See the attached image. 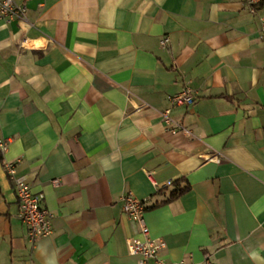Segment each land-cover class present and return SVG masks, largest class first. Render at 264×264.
I'll list each match as a JSON object with an SVG mask.
<instances>
[{"label":"crops","instance_id":"1","mask_svg":"<svg viewBox=\"0 0 264 264\" xmlns=\"http://www.w3.org/2000/svg\"><path fill=\"white\" fill-rule=\"evenodd\" d=\"M15 1L26 20L0 21V264H137L127 195L147 199L162 261L264 264V42L245 0ZM186 88L194 103L173 107ZM5 164L44 195L49 236L29 240Z\"/></svg>","mask_w":264,"mask_h":264},{"label":"built area","instance_id":"2","mask_svg":"<svg viewBox=\"0 0 264 264\" xmlns=\"http://www.w3.org/2000/svg\"><path fill=\"white\" fill-rule=\"evenodd\" d=\"M261 0H245V4L251 15L256 16L259 31L258 38L264 42V11L257 8ZM27 8L23 3H17L15 0H0V21L23 22L26 20ZM168 39L161 40V47H165ZM173 107H188L195 101L194 93L186 88L170 99ZM166 123H169L168 112L163 114ZM6 144L0 142V150L6 151ZM7 175L13 183L15 196L18 203L19 218L27 228L29 240L47 237L51 234L50 215L44 207V195L34 193L29 183L22 178L15 176V167L13 164H5ZM53 186L59 185L58 180L52 181ZM171 183H167L170 186ZM147 199H137L132 195H127L123 199V213L126 217L139 224V237L127 241L128 254L137 259V264H193L184 260L176 263H166L161 260L160 253L164 245L159 241L152 240L149 236V230L143 222V213L147 206ZM206 264H208L206 262Z\"/></svg>","mask_w":264,"mask_h":264},{"label":"trees","instance_id":"3","mask_svg":"<svg viewBox=\"0 0 264 264\" xmlns=\"http://www.w3.org/2000/svg\"><path fill=\"white\" fill-rule=\"evenodd\" d=\"M263 0L260 1V3L257 5V8L260 9V7L262 6ZM189 190L188 186H185L183 188H176L173 192H171L170 196H169V200L170 199H174L178 196L183 195L184 193H186Z\"/></svg>","mask_w":264,"mask_h":264}]
</instances>
